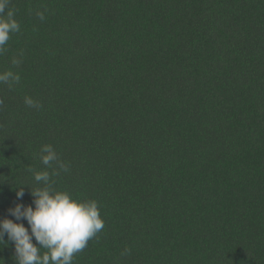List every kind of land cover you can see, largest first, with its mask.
Here are the masks:
<instances>
[{
	"label": "trees",
	"instance_id": "obj_1",
	"mask_svg": "<svg viewBox=\"0 0 264 264\" xmlns=\"http://www.w3.org/2000/svg\"><path fill=\"white\" fill-rule=\"evenodd\" d=\"M10 6L21 30L0 72L21 79L0 84V219L34 207L28 169L52 144L70 164L55 186L105 224L73 264H264V0ZM0 264H16L11 241Z\"/></svg>",
	"mask_w": 264,
	"mask_h": 264
},
{
	"label": "clouds",
	"instance_id": "obj_2",
	"mask_svg": "<svg viewBox=\"0 0 264 264\" xmlns=\"http://www.w3.org/2000/svg\"><path fill=\"white\" fill-rule=\"evenodd\" d=\"M11 2L0 0V55L6 52L11 35L21 30ZM36 15L40 20L45 19L44 12ZM12 63L18 65L21 60L14 57ZM20 79V75L11 70L0 72V84L13 87ZM24 103L29 108H42V104L30 96H25ZM3 105L4 101L0 99V108ZM40 160L44 169H28L33 172L38 185L31 188L34 207L17 203L10 208L9 213L15 220L0 219V241L14 244L16 264H73L75 255L87 248L88 242L105 226L99 203L95 199H81L55 186L53 177L60 176L61 172L67 173L70 164L61 160L52 144L41 146ZM23 194V188L16 193L18 198ZM25 219L29 227L20 222ZM5 234L8 241L4 239ZM33 238L36 243H33ZM130 252L125 248L121 255Z\"/></svg>",
	"mask_w": 264,
	"mask_h": 264
}]
</instances>
